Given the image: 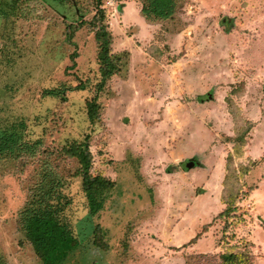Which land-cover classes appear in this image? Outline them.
Returning <instances> with one entry per match:
<instances>
[{"label": "rangeland", "instance_id": "374dc122", "mask_svg": "<svg viewBox=\"0 0 264 264\" xmlns=\"http://www.w3.org/2000/svg\"><path fill=\"white\" fill-rule=\"evenodd\" d=\"M137 2L102 0L122 60L98 98L102 121L92 125L87 103L100 78L94 0H0V264H43L21 216L40 195L48 200L51 177L57 195L49 197L65 203L62 220L80 242L64 264H186L190 252L218 264L229 250L264 264V0H176L172 23L154 28L131 21ZM130 62L137 69L129 81ZM80 82L85 90L69 89ZM140 85L153 95L143 120L132 111ZM241 118L250 124L242 144L235 139L236 127H246ZM84 141L91 174L114 183L96 215L69 155ZM199 144L208 180L191 186L185 181L204 173L177 174L171 164ZM130 151L146 156L148 186ZM226 157L239 186L236 210L182 248L224 207Z\"/></svg>", "mask_w": 264, "mask_h": 264}, {"label": "trees", "instance_id": "16d2710c", "mask_svg": "<svg viewBox=\"0 0 264 264\" xmlns=\"http://www.w3.org/2000/svg\"><path fill=\"white\" fill-rule=\"evenodd\" d=\"M142 4L141 14L149 22H165L169 21L176 12V0H140ZM96 14L93 16L94 21V38L98 46L97 59L100 65V78L95 84V95L87 103L86 117L90 124H100L101 119V104L98 101L99 95L109 88L110 81L120 68L122 56L114 54L112 51L113 37L107 30L105 21V11L101 8L102 0H94ZM80 27L77 24L72 32H75ZM75 55H72L74 60ZM74 66V65H73ZM85 83L80 82L78 85L69 87L73 90H85ZM242 119V118H241ZM242 123L246 127L237 126L236 136L238 142L244 143L245 136L248 133L249 123L242 119ZM88 136H86V139ZM69 155L77 158L79 162V172L82 176L83 192L88 201V207L91 215H96L104 207V199H101V193L111 188L114 183L98 175L91 174V159L92 154L89 151L87 141L75 145L69 149ZM227 169L229 174H234V169H230L229 163ZM230 177V178H229ZM226 178L225 191L222 199L225 203L224 210L218 217H230L236 210L235 197L238 194V187L234 186L231 175ZM52 183L48 185V200L41 199V195L35 199V204L25 208L21 219L23 220L25 236L27 241L33 246L35 254L43 264H64L70 254H72L79 246V240L73 235L66 221L62 220V212L65 209V203L62 202L58 195L57 201L51 197L57 195L55 191V180L49 178ZM251 189H248L245 194H249ZM40 192V191H39ZM51 196V197H49ZM234 198V199H233ZM209 225L203 227L206 231ZM99 225H96L92 231L93 237L96 231L99 230ZM200 235H196L191 241L195 242ZM93 243L102 250H107V244L99 246L101 242L94 238ZM238 248V247H236ZM239 249V248H238ZM202 254H188L186 256V264H202ZM218 264H251L250 253L245 251L229 250L219 256Z\"/></svg>", "mask_w": 264, "mask_h": 264}, {"label": "crops", "instance_id": "0c3cea01", "mask_svg": "<svg viewBox=\"0 0 264 264\" xmlns=\"http://www.w3.org/2000/svg\"><path fill=\"white\" fill-rule=\"evenodd\" d=\"M141 4V1L140 0H138V2L137 3H135V5L137 6V4ZM141 8H142V4H141V7H133V10L131 11V13L133 14L132 16L133 17H130V19H131V21H139L141 24H145L146 26H150V27H153L154 28V24H152V23H154V22H149V21H147L145 18H144V16L141 14ZM134 12H136V13H134ZM175 14H176V12L174 13V16H175ZM174 16H172V18H170L169 20H171V19H173L174 18ZM226 19H223V22L225 21ZM230 19H228V24L230 23ZM148 23H151V24H148ZM169 23H172L171 21H168V24ZM182 31H184V30H180V32H182ZM178 33V32H177ZM113 44V43H112ZM113 48V47H112ZM136 53V50H134V53H132L131 54V57H132V60H133V55ZM129 81L132 79V74H133V72H135L136 73V69H137V67L135 66V65H133V63H131L130 62V64H129ZM141 83V82H140ZM136 85V84H135ZM141 86V87H140ZM139 87H140V92H138L134 97L137 99L134 103H133V109H132V111H134L135 112V116H137V115H139L140 117L142 116V120H143V115H146V113H147V109L148 108H150L151 106H153V102H151L150 101V99L152 98V93H148L145 89H143L142 88V85H140ZM206 94V93H205ZM207 94H209V96L211 95V92H207ZM201 97V96H200ZM132 108V107H131ZM136 113H138V114H136ZM145 124H146V122H144ZM145 126H147V125H143V127L142 128H144V130H147L146 128H145ZM199 146H200V148H194V149H192V150H189V151H187V152H193V153H195L194 155H192V156H190V157H182V159H180V161L178 162V163H172L171 164V168H172V170L170 171V172H176L177 174H180L181 173V171H182V174H184V171H186V172H188V173H192V171H196V170H193V169H197V170H199L200 172H203L204 174L202 175V178H200L201 180H197V179H192V181L190 182V181H185L186 182V184H188V185H193L195 182H198L197 184H199V182H202V181H206V180H208V178H206V170H207V168H206V164H205V162L203 161V159H204V156H206L205 155V151H203L204 149V147L203 146H201L200 144H199ZM179 150H180V148H179ZM159 152H161V148H160V150H158L157 151V153H159ZM162 152H163V150H162ZM161 152V153H162ZM187 152H183L182 150H180L179 151V153H181V154H185V153H187ZM197 152V153H196ZM130 154H131V158H135L134 159V163H135V171H137L136 172V176H138V180L140 179V183H143V184H145V186H148V183H147V180H146V175H145V173H144V168H145V165H146V156L144 157V155H142V153H140V152H138L137 153V155L136 154H134L132 151H130L129 152ZM176 154V153H175ZM207 154V153H206ZM228 156V155H227ZM160 157V155H158V158ZM167 157V156H166ZM128 161H130V164H131V162H133L132 161V159H128ZM132 165V164H131ZM227 165H228V160H227V157H226V159L224 160V175H223V177H222V179H221V182H220V185H221V190H220V196H219V198H220V202H221V204L224 206L223 207V209L212 219V221L211 222H209V223H204L203 224V226H202V228H201V230L200 231H197V232H195L194 234H191L190 236H191V238H190V240L188 241V242H186L185 244H181V246L180 247H182V248H185V247H187V246H189V245H192V244H195V243H197L198 242V240L201 238V236H202V234L204 233L205 234V232H208L207 230L206 231H203V227L205 226V225H209L208 226V228H210V225L212 224V222L215 220V218H218V215L224 210V208H225V203H224V201H223V199H222V195H223V192L225 191V188H226V186H225V181H226V178H228L229 177V171H228V169H227ZM169 167V166H168ZM183 170H182V169ZM169 172V173H170ZM250 171H248V173H249ZM247 173V174H248ZM247 174H245V175H247ZM244 175V176H245ZM230 178V177H229ZM211 182H212V184L214 185V183L216 182V179H213V176L211 175V180H210ZM206 213V212H205ZM204 216V214L201 216V217H203ZM139 223V222H138ZM141 224H142V222H141ZM141 224H140V227H141ZM135 225H136V223H135ZM143 226H144V228L146 227V222H143ZM138 227V226H137ZM136 227V228H137ZM207 228V229H208ZM200 235L199 237H198V239L195 241V242H192V243H190V241L196 236V235ZM203 234V235H204ZM170 245V244H169ZM173 246H175V247H179L178 245H173ZM189 253V252H188ZM189 254H197V252H194V253H192V252H190Z\"/></svg>", "mask_w": 264, "mask_h": 264}]
</instances>
